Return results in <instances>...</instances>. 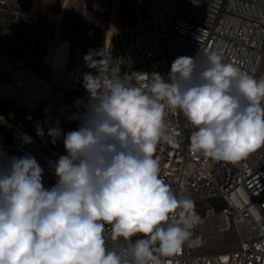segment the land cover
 Segmentation results:
<instances>
[{"label": "clouds", "instance_id": "9594fccd", "mask_svg": "<svg viewBox=\"0 0 264 264\" xmlns=\"http://www.w3.org/2000/svg\"><path fill=\"white\" fill-rule=\"evenodd\" d=\"M198 56L177 57L167 79L145 73L146 83L122 76L110 53L84 56L95 74L83 76L79 126L49 129L66 153L50 162L54 186L33 155L0 154V264H167L200 242L195 202L172 191L154 157L162 138L173 142L166 110L193 126L192 153L235 163L264 146V78L216 51Z\"/></svg>", "mask_w": 264, "mask_h": 264}, {"label": "built area", "instance_id": "2783aa9c", "mask_svg": "<svg viewBox=\"0 0 264 264\" xmlns=\"http://www.w3.org/2000/svg\"><path fill=\"white\" fill-rule=\"evenodd\" d=\"M129 1L137 22L125 55L112 67L119 66L121 75L127 73L133 83H146L145 73H160L167 79L177 57L199 52V60L206 51H216L225 62L264 78V0ZM92 4L93 0H84L85 14ZM47 17L63 21L60 13L50 12ZM38 21L39 13L28 0H0V78L18 89L43 91L36 107L19 103L16 97H7L16 104L2 107V99L0 154H31L39 164L44 154L50 164L55 161L49 129L64 130L72 122L71 99L87 102V92L76 95L83 92L84 74H95L84 61L95 49L83 52L79 38L62 72L33 63L25 51ZM85 34L92 36L93 31ZM74 75L77 83L69 84ZM166 112L165 135L172 136L173 142L162 138L157 145L154 157L160 162L161 178L179 198H191L202 219L194 229L200 242L164 258L167 264H264V146L235 163L192 153L188 145L193 126L179 110ZM23 126L35 135L24 132ZM35 144L39 145L36 151ZM232 228L240 246L227 250L223 243ZM107 246L117 247L110 239Z\"/></svg>", "mask_w": 264, "mask_h": 264}, {"label": "rangeland", "instance_id": "374dc122", "mask_svg": "<svg viewBox=\"0 0 264 264\" xmlns=\"http://www.w3.org/2000/svg\"><path fill=\"white\" fill-rule=\"evenodd\" d=\"M31 4H33L36 8L41 10H53L56 9L62 2V0H29ZM77 0L74 1L70 5L67 11V21H66V32L70 33L77 28L80 18L82 17L81 7L77 6ZM92 15V13H90ZM80 17V18H79ZM136 17L134 16L133 9L130 3L127 0H102L100 3L99 10L94 18V24L96 29V43L100 44L102 40H106L108 36H110L111 40V53L114 54V59L116 58L117 51L119 48L124 46L125 49L129 46L131 41V33L136 25ZM109 33V34H108ZM45 34V35H44ZM49 35L46 33L40 32V34L36 37L37 46L44 47L47 40L49 39ZM81 40V38H80ZM71 43L70 41L65 40L63 44H61L55 53V61L57 69L63 67L67 57L70 54ZM92 72V71H91ZM73 80L76 82L75 75L73 76ZM83 84V78H82ZM34 89H18L17 91V99L19 96H26L25 99H36L35 96H32V92ZM86 93V90L83 87V92L77 93L76 96L83 97ZM2 107H6L12 104H16V102L8 100L7 102L3 99ZM24 100V99H23ZM23 100H19L22 103ZM71 103L75 107L74 117L72 122H70L65 129L64 133L72 130H76L79 126L77 123V111L81 107H84L86 103L84 101H80L77 99H71ZM0 102H2L1 94H0ZM37 104L35 105V107ZM3 114V111L0 112ZM22 130L24 132L35 135V133L28 127L23 126ZM51 148L54 156V161L60 156V152L65 151L63 145V138H57L55 142H53V137L51 136ZM52 180L53 185L56 183V176L54 175V170L52 168ZM224 248L227 250H235L240 246V240L238 233L235 228H232L229 232L226 233L224 239Z\"/></svg>", "mask_w": 264, "mask_h": 264}, {"label": "crops", "instance_id": "0c3cea01", "mask_svg": "<svg viewBox=\"0 0 264 264\" xmlns=\"http://www.w3.org/2000/svg\"><path fill=\"white\" fill-rule=\"evenodd\" d=\"M29 1V0H28ZM76 0H62L61 4L53 10H41L39 8H36L31 2L29 3L32 5V7L39 13V21L37 22L36 26L34 27L33 31L31 32L28 41H27V49L25 51V55L33 62L39 65H43L45 68H54L57 69L56 61H55V53L54 51L57 50V48L63 44L65 40L70 41L71 43V50L70 54L67 57L63 67L60 69H57L58 72H62L66 70L69 66L70 59L72 57L75 45L77 43V40L81 38V49L83 52H86L89 48H94L95 53H98L100 51H104L105 54L110 53L112 57V64L116 63L122 56L125 55V51L127 47L124 49L122 46L119 48L116 54V58L114 59V54L111 53V40L110 36L106 38V40H102L100 44L96 43V27L94 24V18L99 10L100 3L102 0H93V4L91 5L89 11L87 14H85L84 9V0H77V6L81 7L82 11V17L80 18L78 26L74 31L68 33L66 32V21H67V11L68 8L72 3H74ZM134 13L133 4L127 0ZM60 13L63 16V21L61 23L51 21L47 15L48 13ZM92 13V15H90ZM135 16V13H134ZM84 24V25H83ZM135 27V26H134ZM87 30H92L93 35L89 36L86 33ZM42 33H46V35H49V39L47 40L44 47L37 46L36 43V37ZM132 34V33H131ZM45 35V34H44ZM1 82L6 83V80L4 78H0ZM7 84V83H6ZM26 96H19L17 99L23 100ZM1 99H5L7 102L9 99L7 96L2 97ZM20 103V102H19ZM85 107V106H84Z\"/></svg>", "mask_w": 264, "mask_h": 264}, {"label": "bare ground", "instance_id": "6f19581e", "mask_svg": "<svg viewBox=\"0 0 264 264\" xmlns=\"http://www.w3.org/2000/svg\"><path fill=\"white\" fill-rule=\"evenodd\" d=\"M109 34V33H108ZM112 40V39H111ZM1 80V79H0ZM77 82H75L73 80V77L70 79L69 84H76ZM25 89H32V88H25ZM17 91L18 88H15L14 86L10 85V84H6L0 81V94L2 97H16L17 95ZM43 95V91L42 90H37L34 89V91L32 92V96H35L36 98H41ZM17 99V97H16ZM19 102V101H18ZM22 103L30 106V107H35V105L37 104V100L36 99H24L22 101ZM33 149L36 151L39 149V145L35 144ZM40 157V156H39ZM40 165L41 167L44 169V174H43V184L46 188H50L52 187V168L50 167L49 161L46 158V156L44 154H41L40 157Z\"/></svg>", "mask_w": 264, "mask_h": 264}, {"label": "trees", "instance_id": "16d2710c", "mask_svg": "<svg viewBox=\"0 0 264 264\" xmlns=\"http://www.w3.org/2000/svg\"><path fill=\"white\" fill-rule=\"evenodd\" d=\"M84 111H85V107H81L80 109H78V111H77V118H76L77 123H80L78 117H79V115H80L81 113H83ZM63 154H66L65 151L60 152V155H63ZM58 158H59V157H58ZM58 158H57V160H58Z\"/></svg>", "mask_w": 264, "mask_h": 264}]
</instances>
